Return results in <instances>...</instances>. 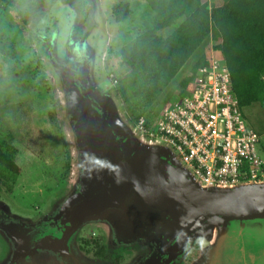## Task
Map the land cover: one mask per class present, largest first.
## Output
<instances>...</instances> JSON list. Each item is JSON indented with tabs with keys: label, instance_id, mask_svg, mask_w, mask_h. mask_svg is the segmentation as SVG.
I'll return each mask as SVG.
<instances>
[{
	"label": "water",
	"instance_id": "1",
	"mask_svg": "<svg viewBox=\"0 0 264 264\" xmlns=\"http://www.w3.org/2000/svg\"><path fill=\"white\" fill-rule=\"evenodd\" d=\"M97 53L92 42L63 57L52 42L43 48L62 97L74 174L56 206L34 220L0 214V234L13 248L7 264H36L47 243L60 260L53 264H85L73 239L87 224L106 235L119 230L124 244H146L154 252L147 264H172L195 241L191 264H264V180L204 185L169 144L139 134L119 99L98 88Z\"/></svg>",
	"mask_w": 264,
	"mask_h": 264
},
{
	"label": "rangeland",
	"instance_id": "2",
	"mask_svg": "<svg viewBox=\"0 0 264 264\" xmlns=\"http://www.w3.org/2000/svg\"><path fill=\"white\" fill-rule=\"evenodd\" d=\"M119 1L129 2L132 14L125 20L115 21L111 8ZM207 1L209 5L218 3ZM88 6L89 15L94 17L97 24L94 32L99 34L100 39L96 35H89L85 39H78L74 35L75 32L70 28L71 12L62 6V0H9L8 3L0 0V16L10 14L15 25V30L11 29L5 21L11 38L0 27V137L6 138L9 131L14 134V142L18 147L17 163L20 167L13 189L9 193L1 192L4 199L0 204L4 211L24 220L32 218L41 209L43 213L56 206L57 199L61 198L56 199L58 193L54 192L60 182L56 174L62 175L66 171L63 178L69 179V182L74 174L71 144L62 122V97L47 60L42 55L43 48L52 42L56 56L63 57L89 42L96 44L99 50L96 71L99 75L98 88L100 83L112 88L110 75L120 78L127 70L126 65L120 64L113 55L114 48L119 43L118 35L126 32H131L132 35L153 14L146 0H90ZM94 9L96 10L93 12ZM79 20L82 30L86 31L84 21L82 18ZM180 22L181 19L161 30L160 34H170ZM202 52L206 56L210 52L209 37L165 87L148 114L152 113L155 117L166 101L178 96L180 81L189 74L191 66ZM118 102L121 104L119 100ZM242 113L246 123L258 134V151L264 156V112L261 106L259 103H252L244 106ZM52 200L51 205L47 206ZM93 226L98 225H83L75 236L100 228ZM107 240L111 246H118L124 244L120 240L124 241L125 238L117 230V234L107 235ZM129 244L136 245L137 251L126 264H147L146 260L154 252L147 250V245L141 242ZM45 248L48 253L45 252L42 257L33 256L32 260L36 264L60 261L57 256L53 257L54 251L49 243ZM12 250L11 243L0 234V264H7ZM87 260L85 264H95L94 261Z\"/></svg>",
	"mask_w": 264,
	"mask_h": 264
},
{
	"label": "trees",
	"instance_id": "3",
	"mask_svg": "<svg viewBox=\"0 0 264 264\" xmlns=\"http://www.w3.org/2000/svg\"><path fill=\"white\" fill-rule=\"evenodd\" d=\"M89 1L73 0L85 20L90 19ZM213 1L218 3L146 0L152 16L132 35L131 32L118 35L113 55L128 71L117 78L112 89L131 124L148 114L158 96L207 37L229 69L240 110L256 102L264 112V0ZM111 12L115 21H122L130 17L132 9L127 1H119L112 5ZM179 19L181 22L170 34H160ZM5 21L15 30L10 14H1L0 27L11 38ZM79 34L77 28L75 35ZM205 62L206 55L202 52L180 81L178 95L187 90L193 75ZM14 139L11 131L6 138L0 137V193L11 191L20 173Z\"/></svg>",
	"mask_w": 264,
	"mask_h": 264
},
{
	"label": "built area",
	"instance_id": "4",
	"mask_svg": "<svg viewBox=\"0 0 264 264\" xmlns=\"http://www.w3.org/2000/svg\"><path fill=\"white\" fill-rule=\"evenodd\" d=\"M111 84L117 78L110 75ZM132 124L139 134L169 144L206 186L264 180L259 136L249 126L232 90L229 69L210 41L206 62L187 90L160 112Z\"/></svg>",
	"mask_w": 264,
	"mask_h": 264
},
{
	"label": "flooded vegetation",
	"instance_id": "5",
	"mask_svg": "<svg viewBox=\"0 0 264 264\" xmlns=\"http://www.w3.org/2000/svg\"><path fill=\"white\" fill-rule=\"evenodd\" d=\"M62 6L64 8H68V10L71 12L69 15L70 23H71V29L76 33V29L79 28V31L81 34L77 36L78 39H85L89 37V35H96L99 38V34L94 32L97 24L94 20V17H90L89 20H85L82 18V21H84L87 30L84 31L81 28V22L79 15V12L77 11V7L73 0H62ZM96 9L93 10V12ZM94 14V13H93ZM90 16V15H89ZM80 17V18H79ZM94 32V33H93ZM75 35V34H74ZM76 36V35H75ZM74 52V51H73ZM100 56V55H99ZM99 88L103 92H110L113 93V89L109 87L108 85H104L103 83L99 84ZM66 170V169H65ZM65 172L62 173V175H55L57 176V179H59V184L55 187L56 190L54 192H57V198L61 197L65 190L68 188L69 185V179H64ZM8 192L7 190H4ZM10 192V191H9ZM8 192V193H9ZM3 193H0V203L3 202L4 197L2 196ZM59 195V196H58ZM55 200V199H54ZM52 200L47 204V206L51 205V203L54 201ZM2 204H0L1 206ZM42 209L40 211H37L38 213L36 215H32V218H35L39 216L42 213ZM4 208L0 207V214H4ZM32 218H28L27 220H30ZM74 243L75 246L91 261H98L101 264H126V262L133 257L135 252L137 251V246L134 244H128V245H118V246H111L110 242L107 240V235L104 233V231L101 228L97 229H90L89 231L76 235L74 237ZM200 243L198 241H195L192 244V247L190 250L183 256L179 257L178 259L174 260L172 264H191V262L196 259L199 252ZM157 257H153L149 260L156 262Z\"/></svg>",
	"mask_w": 264,
	"mask_h": 264
},
{
	"label": "crops",
	"instance_id": "6",
	"mask_svg": "<svg viewBox=\"0 0 264 264\" xmlns=\"http://www.w3.org/2000/svg\"><path fill=\"white\" fill-rule=\"evenodd\" d=\"M100 2H101V0H100ZM128 3H129V2H128ZM129 5H130V3H129ZM126 67H127V66H126ZM126 69H127V70H126V72H127V71H128V67H127ZM126 72H125V73H126Z\"/></svg>",
	"mask_w": 264,
	"mask_h": 264
}]
</instances>
